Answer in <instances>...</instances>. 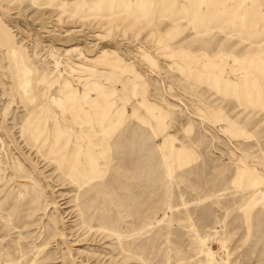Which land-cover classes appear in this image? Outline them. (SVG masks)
<instances>
[{"label": "rangeland", "instance_id": "374dc122", "mask_svg": "<svg viewBox=\"0 0 264 264\" xmlns=\"http://www.w3.org/2000/svg\"><path fill=\"white\" fill-rule=\"evenodd\" d=\"M0 264H264V0H0Z\"/></svg>", "mask_w": 264, "mask_h": 264}]
</instances>
